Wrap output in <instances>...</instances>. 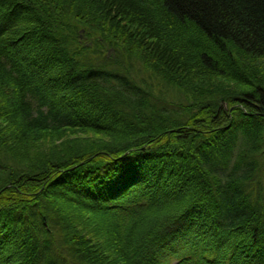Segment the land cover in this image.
<instances>
[{"label":"trees","instance_id":"16d2710c","mask_svg":"<svg viewBox=\"0 0 264 264\" xmlns=\"http://www.w3.org/2000/svg\"><path fill=\"white\" fill-rule=\"evenodd\" d=\"M0 264H264V0H0Z\"/></svg>","mask_w":264,"mask_h":264},{"label":"rangeland","instance_id":"374dc122","mask_svg":"<svg viewBox=\"0 0 264 264\" xmlns=\"http://www.w3.org/2000/svg\"><path fill=\"white\" fill-rule=\"evenodd\" d=\"M108 55H111L112 54V50H109V52L107 53Z\"/></svg>","mask_w":264,"mask_h":264}]
</instances>
